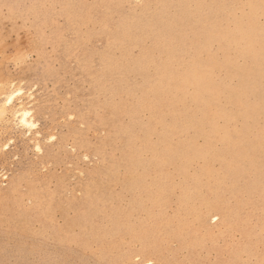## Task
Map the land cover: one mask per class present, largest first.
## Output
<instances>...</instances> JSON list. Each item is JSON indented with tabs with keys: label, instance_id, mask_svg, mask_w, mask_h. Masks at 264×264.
I'll list each match as a JSON object with an SVG mask.
<instances>
[{
	"label": "rangeland",
	"instance_id": "obj_1",
	"mask_svg": "<svg viewBox=\"0 0 264 264\" xmlns=\"http://www.w3.org/2000/svg\"><path fill=\"white\" fill-rule=\"evenodd\" d=\"M0 264H264V0H0Z\"/></svg>",
	"mask_w": 264,
	"mask_h": 264
},
{
	"label": "bare ground",
	"instance_id": "obj_2",
	"mask_svg": "<svg viewBox=\"0 0 264 264\" xmlns=\"http://www.w3.org/2000/svg\"><path fill=\"white\" fill-rule=\"evenodd\" d=\"M22 112V111H21ZM25 115H26V112L24 113V115H23V121L25 120L26 121V119H25Z\"/></svg>",
	"mask_w": 264,
	"mask_h": 264
}]
</instances>
